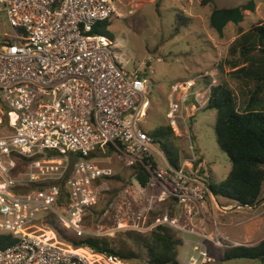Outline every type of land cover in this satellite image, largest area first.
<instances>
[{"label": "built area", "instance_id": "built-area-1", "mask_svg": "<svg viewBox=\"0 0 264 264\" xmlns=\"http://www.w3.org/2000/svg\"><path fill=\"white\" fill-rule=\"evenodd\" d=\"M115 15L113 0H0V23L10 28L0 35V235L15 240L0 247V264L121 263L86 247L97 258L88 259L58 240L49 221L84 237L86 211L113 174L100 163L105 148L142 167L186 216L202 213L207 200L219 207L194 159L173 166L140 126L150 87L122 68L107 36L94 32ZM172 91L177 97L166 116L177 129L183 109H202L210 91L196 78L176 82ZM20 161L24 171L16 177ZM156 222L177 226L167 215ZM183 231L197 238L186 239L182 264L211 261L206 241L236 246L217 228Z\"/></svg>", "mask_w": 264, "mask_h": 264}, {"label": "rangeland", "instance_id": "rangeland-1", "mask_svg": "<svg viewBox=\"0 0 264 264\" xmlns=\"http://www.w3.org/2000/svg\"><path fill=\"white\" fill-rule=\"evenodd\" d=\"M249 2L254 5L252 11L247 9ZM113 4L118 15L108 19V30L114 36L110 49L126 72L136 71L145 77L150 87L148 107L146 111V106L143 108L142 114L146 113L140 122L149 135L159 126L171 127L166 113L171 100L177 97L176 93L172 97V85L178 81L198 76L196 84L200 87L215 77L217 81L225 80L239 100L248 99L254 82L247 84L241 78H234L229 61L237 60V65L243 62L241 44H234V40L253 26L264 24V0H113ZM233 8L241 11L243 20L238 24L229 21L223 28V35L219 36L210 24V15L215 10ZM2 31L10 32L8 24L0 23V35ZM232 45L235 48L230 50ZM212 70L215 72L210 75ZM204 72L207 73L201 75ZM204 107L195 112L183 109L182 117L177 118V129L171 127L174 135L169 137V150L178 156L179 166H189V158L194 159V168L199 169L209 184H220L231 162L217 144L216 110ZM155 146L162 151L160 144L155 142ZM157 161L163 162L159 158ZM100 163L111 167L113 174L105 180L99 200L84 219V237L75 238L71 232L62 231L61 227L52 225L54 219H51V226L60 235L57 239L84 248L88 255L92 253L86 248L90 246L85 245L84 239H105L115 250L133 251L137 256L117 264H149L141 238L149 236L159 225L157 219L167 215L177 221V226L163 225H168L173 236L181 241L177 253L178 263L182 264L179 257L187 251L188 239V232L183 229L194 228L197 223L206 224V218L197 212L199 222L191 220L194 213L186 216L172 199L165 197L158 185L142 187L135 178L138 164L129 163L125 155L110 151ZM23 171L24 164L20 161L13 175L17 177ZM261 190L253 206L236 208L234 202L216 198L218 206L233 205L232 208L221 209L213 201L209 210V203L205 201L204 213L212 222L208 231L217 228L235 245L258 243L264 238V181ZM214 220L219 225H214ZM205 244L212 258L206 264H264L258 259L221 260L229 247H215L208 241Z\"/></svg>", "mask_w": 264, "mask_h": 264}, {"label": "trees", "instance_id": "trees-1", "mask_svg": "<svg viewBox=\"0 0 264 264\" xmlns=\"http://www.w3.org/2000/svg\"><path fill=\"white\" fill-rule=\"evenodd\" d=\"M108 25L109 21L105 20L94 27V32L113 40L114 36L108 30ZM236 42L241 44L240 55L243 62L237 65V60L229 61L232 66L230 72L234 78H241L247 84L254 82L255 87L248 99L239 100L225 80H220L215 85L211 81L205 83L210 95L204 108L216 110L214 128L217 144L231 162L225 180L220 184L210 183L209 187L216 197L233 201L239 206H253L259 200L264 181V24L255 25L241 33L234 44ZM234 48L235 45H232L230 50ZM173 135L169 125L159 126L150 132L153 140L160 144L167 161L178 167V156L169 150V137ZM105 151L102 155L108 154L110 149L105 148ZM135 178L142 187L152 183L151 176L139 165L135 170ZM91 208L87 209L86 216ZM57 224L56 222V226ZM141 239L142 245L147 249L149 264H179L177 247L181 241L173 236L168 225H156L149 236ZM14 242L9 235H0L1 248ZM83 242L86 246L106 255H113L119 260L137 257L133 251L115 250L105 239L90 237ZM232 258L264 261V238L254 245H236L226 249L221 260Z\"/></svg>", "mask_w": 264, "mask_h": 264}, {"label": "water", "instance_id": "water-1", "mask_svg": "<svg viewBox=\"0 0 264 264\" xmlns=\"http://www.w3.org/2000/svg\"><path fill=\"white\" fill-rule=\"evenodd\" d=\"M253 3L249 2L247 5V9L250 11L253 10ZM243 20V14L238 8L233 9H219L215 10L210 15V24L219 34V36L223 35L224 26L231 21L234 24H238Z\"/></svg>", "mask_w": 264, "mask_h": 264}, {"label": "crops", "instance_id": "crops-1", "mask_svg": "<svg viewBox=\"0 0 264 264\" xmlns=\"http://www.w3.org/2000/svg\"><path fill=\"white\" fill-rule=\"evenodd\" d=\"M212 72H215L214 70H212V71H209V73H210V75H211V73ZM207 72H204V73H202L201 75H203V74H206ZM198 76H196L195 78H197ZM210 81H212V84L213 85H215V84H218L219 83V81H217V79L215 78V77H213L212 78V80H210ZM200 86H202V87H204L205 88V90L208 88V86H204V85H200ZM209 89V88H208ZM202 110V109H201ZM215 197V200H216V198H222V197H216V196H214ZM222 199H224V198H222ZM227 200V199H226ZM229 201V200H228ZM207 202L209 203V206H208V209L210 210V202L207 200ZM216 202H217V200H216ZM233 202V201H232ZM218 203V202H217ZM236 204V203H235ZM220 206V205H219ZM232 206L233 205H228V206H220L221 207V209L223 208V209H228V208H232ZM236 208H239V205H236ZM204 211H205V206H203V211H202V213H201V215L203 216V218H206V221L208 222V223H206V224H203V225H199L198 223L197 224H195L194 225V228H193V230H195L196 231V233H199V232H206V233H210L209 231H208V228L210 227V225H211V219H209V217H207L206 215H205V213H204ZM193 212H195V211H193ZM206 212V211H205ZM211 212V211H210ZM212 215V214H211ZM197 216V213H196V215H195V213H194V216L193 217H191V220H193L194 219V221H197V222H199V219L196 217ZM193 218V219H192ZM213 219H215V215H214V217H213ZM217 223V222H216ZM210 224V225H209ZM218 225H219V223H217ZM185 236V235H184ZM188 239L190 240V239H196L197 238V236H196V234L195 233H191V232H188Z\"/></svg>", "mask_w": 264, "mask_h": 264}, {"label": "bare ground", "instance_id": "bare-ground-1", "mask_svg": "<svg viewBox=\"0 0 264 264\" xmlns=\"http://www.w3.org/2000/svg\"><path fill=\"white\" fill-rule=\"evenodd\" d=\"M45 234L47 235L48 239H51L53 237V234L51 232L47 231ZM77 251L84 253L85 255H88V252L84 248H79V249H77ZM87 257L91 258V257H95V256L89 254ZM111 264H114V263H111Z\"/></svg>", "mask_w": 264, "mask_h": 264}, {"label": "clouds", "instance_id": "clouds-1", "mask_svg": "<svg viewBox=\"0 0 264 264\" xmlns=\"http://www.w3.org/2000/svg\"><path fill=\"white\" fill-rule=\"evenodd\" d=\"M202 87V86H201Z\"/></svg>", "mask_w": 264, "mask_h": 264}]
</instances>
